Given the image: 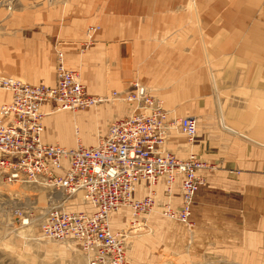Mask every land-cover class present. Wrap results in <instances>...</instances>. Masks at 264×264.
Segmentation results:
<instances>
[{"label": "crops", "instance_id": "1", "mask_svg": "<svg viewBox=\"0 0 264 264\" xmlns=\"http://www.w3.org/2000/svg\"><path fill=\"white\" fill-rule=\"evenodd\" d=\"M230 1L29 0L14 3L9 12L0 8V73L53 86L54 53L59 50L66 67L79 70L89 96L106 98L118 92L123 97L137 81L163 101L171 116L196 119L194 143L171 133L166 148L178 159L193 153L208 166L224 167L216 174L204 169L198 172L204 183L194 197L190 220L191 229L197 228L199 234L192 233L189 241L191 248L202 243L203 253L205 225L233 222L242 228L243 236L255 241L259 212L264 211V199L258 197L264 192L259 194L248 186V180L258 176L256 172L264 173V62H204V51L219 49L213 43L218 44L223 34L211 30L215 22L219 25V17H225L219 6ZM89 27H98L90 38L86 35ZM9 100L8 92L0 94V106ZM121 110L127 115L130 108L124 104ZM62 112L70 111L46 113L45 144L56 139L67 142L65 134H55V125L69 120ZM85 118L80 114L71 119L83 122ZM221 120L228 128L245 132L250 140L234 135L251 142L252 154L248 144L232 142L225 135ZM45 128L55 132L48 137ZM75 137L83 140L79 133ZM179 191V178L169 197L164 178L154 186L157 203H169L175 209L180 204ZM146 193L145 183L140 182L134 198L141 199ZM130 219L128 208L111 213V230L124 231ZM153 255V264H162L161 254ZM127 258L130 264H138L130 254ZM191 259L197 258L191 255Z\"/></svg>", "mask_w": 264, "mask_h": 264}, {"label": "built area", "instance_id": "2", "mask_svg": "<svg viewBox=\"0 0 264 264\" xmlns=\"http://www.w3.org/2000/svg\"><path fill=\"white\" fill-rule=\"evenodd\" d=\"M98 30L89 27L88 38ZM53 86L27 84L0 77V91L10 94L0 106V185L41 184L58 199L50 198L39 224L41 239L48 242H72L85 258V264H130L127 241L138 228L146 227L147 217L158 207L162 217L191 229V209L198 189L203 185L200 170H212L193 153L178 159L166 148L171 133L182 135L189 144L197 136L193 117L170 115L159 98L139 83L121 97L111 92L106 98H94L86 92L78 70L68 69L64 54L54 55ZM120 101L130 111L112 120L95 146L73 148L45 144L42 140L46 113L77 111L95 104ZM45 108L47 110L45 111ZM74 135L78 131L74 128ZM165 180V193L171 196L176 178L180 179L179 208L159 205L154 186ZM144 182L146 195L134 198L138 183ZM79 196L91 212L66 211L68 200ZM128 208L129 229L114 232L109 215ZM13 224L27 226L32 213L14 207L6 213Z\"/></svg>", "mask_w": 264, "mask_h": 264}, {"label": "rangeland", "instance_id": "3", "mask_svg": "<svg viewBox=\"0 0 264 264\" xmlns=\"http://www.w3.org/2000/svg\"><path fill=\"white\" fill-rule=\"evenodd\" d=\"M26 1L29 0H0V8L9 12L14 3L24 4ZM219 10L221 14L224 11L225 17L222 19L219 17V25L217 26L215 22L211 32H217L223 36L219 37L218 44L214 40L213 45L219 46L218 51H204V62H264V0L241 2L232 0L222 3ZM209 42H212L211 38ZM0 77L33 84L2 73ZM4 93L5 91H0V94ZM121 106H124V103L109 101L83 110L62 112L69 116V120L63 125H55L57 133L48 128H45V132L48 137L54 132L57 135L65 134L67 142L64 144L56 139L49 144H58L64 148L75 147L77 138L74 135V128L77 127L80 137L84 140L80 143L84 146H95L98 139L106 132L109 123L125 116L122 114ZM80 114L86 117L83 122L71 119L73 115ZM221 124L225 130L231 132L224 131L219 123L220 129L232 142L240 141L244 145L248 144L249 153L252 154L251 145H249L251 142L246 140L249 139L247 136L243 135L245 132L228 128L223 120ZM89 139H92L91 144L88 142ZM237 152H240V148ZM222 168H224L222 165H213L212 170L209 171L216 174ZM255 174L258 176L249 179L248 186L251 189H258L260 194L264 192V177H261L264 173L260 171ZM58 195L55 192L52 194L49 188L41 184L0 185V264H85L84 256L72 242H48L41 239L39 235L42 214L50 205V198L58 199ZM258 197L264 199V194ZM14 207L23 211L29 210L32 213V219L27 226L15 225L11 222L12 218L6 213ZM62 207L66 211H90L88 205L79 196L71 198ZM159 212V209H155L150 213L147 217L148 225L133 232L131 234L133 236L126 244V253L130 254L138 264H153L154 253L161 254L162 264H264V211L259 212L261 218L255 241L253 238L243 236L242 228L233 222L219 227L212 224L205 225L204 253L200 247L202 243H197L191 248L189 241L192 233L199 234L197 228L187 229L175 221L165 219ZM208 214L209 222H211V213ZM129 226L130 224L124 229H129ZM202 253L204 258L200 257ZM191 255L197 259H191Z\"/></svg>", "mask_w": 264, "mask_h": 264}, {"label": "bare ground", "instance_id": "4", "mask_svg": "<svg viewBox=\"0 0 264 264\" xmlns=\"http://www.w3.org/2000/svg\"><path fill=\"white\" fill-rule=\"evenodd\" d=\"M58 197H59V195H58Z\"/></svg>", "mask_w": 264, "mask_h": 264}]
</instances>
